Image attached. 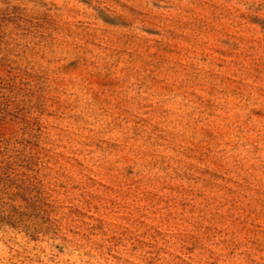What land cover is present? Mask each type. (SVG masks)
<instances>
[{"label":"rangeland","instance_id":"rangeland-1","mask_svg":"<svg viewBox=\"0 0 264 264\" xmlns=\"http://www.w3.org/2000/svg\"><path fill=\"white\" fill-rule=\"evenodd\" d=\"M0 264H264V0H0Z\"/></svg>","mask_w":264,"mask_h":264}]
</instances>
